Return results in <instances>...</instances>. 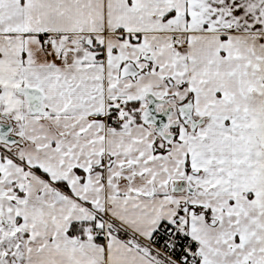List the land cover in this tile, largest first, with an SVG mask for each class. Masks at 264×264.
I'll return each mask as SVG.
<instances>
[{
  "label": "snow or ice",
  "instance_id": "1",
  "mask_svg": "<svg viewBox=\"0 0 264 264\" xmlns=\"http://www.w3.org/2000/svg\"><path fill=\"white\" fill-rule=\"evenodd\" d=\"M0 264H264V0H0Z\"/></svg>",
  "mask_w": 264,
  "mask_h": 264
}]
</instances>
